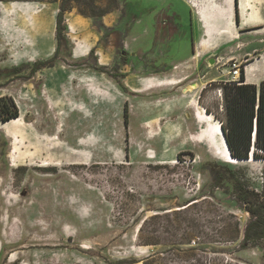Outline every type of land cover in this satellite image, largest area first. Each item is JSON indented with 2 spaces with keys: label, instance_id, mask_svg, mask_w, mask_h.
Here are the masks:
<instances>
[{
  "label": "rangeland",
  "instance_id": "374dc122",
  "mask_svg": "<svg viewBox=\"0 0 264 264\" xmlns=\"http://www.w3.org/2000/svg\"><path fill=\"white\" fill-rule=\"evenodd\" d=\"M9 1L0 0V98L23 119L0 128L10 137L0 156L10 152L13 166L0 165L4 252L22 251L16 264H264V239H246L254 217L235 191L242 179L264 194V159L213 155L196 109L173 113L194 90L183 87L224 72L198 97L222 123L231 64L244 73L264 57V26L241 29L193 73L174 68L204 33L184 0H71L58 52L61 0ZM137 65L191 76L143 92L138 77L124 82Z\"/></svg>",
  "mask_w": 264,
  "mask_h": 264
},
{
  "label": "crops",
  "instance_id": "0c3cea01",
  "mask_svg": "<svg viewBox=\"0 0 264 264\" xmlns=\"http://www.w3.org/2000/svg\"><path fill=\"white\" fill-rule=\"evenodd\" d=\"M9 2L10 1H3V3H9ZM184 2L190 8L192 18L194 19L196 17L197 20L200 22L204 30V33L198 43V46H195L196 40L194 41L191 56L185 59L184 61L180 62L179 64H174V68L176 70L182 66H188L189 68H193V73H194L195 70L199 69L200 64L202 62L201 58L203 56H206L207 54H209L210 51L217 46L219 47V46L224 45L225 43L236 41L239 38V34H240L239 31L241 29L242 30L255 29L254 32H259L261 31V29L259 28L264 26V0H184ZM238 15L240 17V23H239L240 26L236 25L238 24ZM198 30L199 29L197 25V31ZM105 65H108V64L106 63ZM244 69H245V72L243 73V75L245 77V81H246L245 83L259 86L260 83L264 81V57L263 56L260 59L257 58L256 60L248 63ZM146 70L147 69L145 68L141 72L140 67L137 65L136 71L132 75L125 77L124 79L125 84H128V81L130 80L131 77H138V79L141 80V82L143 81V84H141V86L144 89L143 92H145L146 90H152V89L156 90L157 88H160V86H164L170 82L173 83L174 81L176 82V86H178L180 85V83L186 81L189 76H191L190 74L187 76H183V77L179 75H175V76L170 77L171 79H169L168 77H161L163 74L169 71L168 69L159 68L157 70H154L153 72H150L149 70L146 71ZM190 71H192V69ZM141 73L147 74V75H151V73H153L154 76L148 77V78L144 77L141 79ZM226 75L227 74H224V72L221 73V75L214 74L212 78L210 79L207 78L208 75H204L203 79H200L201 81L198 82V84L190 85V86L196 85L197 88H195L193 91L189 93H184V96H187V101L184 100V98L181 99L180 103L176 107L177 109H174V111L171 110V112L173 111V113H176V112L179 113V112L186 111L187 106L194 107L197 112V121H198L197 131H199L200 117L202 118V120H204L207 127H209V131H207L208 132L207 136L209 137L210 140L212 138L211 143L212 145L214 144L213 147L216 149L215 151L216 153H213V155L219 157L218 154L220 152L222 155L226 157L227 155H229V158H230L231 156L229 154V151L227 152V145L225 143V140H224V137L221 131V127H220L221 125L219 124V122H217V120L214 118L212 114H208L206 112L205 108H203L198 101L199 93L203 92V90L206 88L209 82H218V80H224V77ZM197 77H200V76H197ZM203 80H205V82H203ZM141 86L129 85V88L133 90L134 92H137L134 88L138 89V88H141ZM186 87H183L182 91ZM189 94L191 97H188ZM155 110H154V113L155 112L157 113V111L160 109H155ZM158 112L160 113L159 115H156V116L162 117L163 113H161V111H158ZM164 115H167V114L165 113ZM20 119H23L22 115H20L18 119L12 120L11 122L19 121ZM23 121L25 122V125H29L31 126V128L34 129V127H32L33 125H30L29 123H27L25 119ZM125 123H128V120H126ZM1 126H3L2 122H0V128ZM176 136L178 138L180 137L179 134H177ZM9 138H10L9 135L4 130L0 129V147H4V146L6 147L8 144ZM204 142L209 143L210 141H207L206 139H204ZM186 152H191L187 150V145L183 151L177 154V156L183 153H186ZM9 154H5L3 157L0 156L1 157L0 165L3 166V168L6 167V162H9V161H10V166L13 167ZM26 158L31 159V160L36 159V158H33V156H31L30 153L27 155ZM174 161H175L174 158H170V160L165 159L164 163H173ZM48 162L50 161L49 160L43 161V163L45 164H47ZM54 163L60 164L59 162H56V161ZM14 168H19V167H15V164H14ZM21 252L22 251L16 250L14 253H12L9 256L8 254L4 252V243L0 240V264H16L17 262L19 263V261L21 260L20 258Z\"/></svg>",
  "mask_w": 264,
  "mask_h": 264
},
{
  "label": "trees",
  "instance_id": "16d2710c",
  "mask_svg": "<svg viewBox=\"0 0 264 264\" xmlns=\"http://www.w3.org/2000/svg\"><path fill=\"white\" fill-rule=\"evenodd\" d=\"M70 2L71 0H61L57 15L56 39L58 48L56 52L60 49V44L64 38L63 34L66 30L64 16L70 9L68 5ZM99 16H104V13ZM37 64L46 65V62ZM241 80L242 84L225 85L226 116L225 120L219 123L230 156L238 160H251L252 157L254 160L259 161L264 159V156L260 154V152L264 153V81L257 86L245 83L244 75H242ZM9 103H5L0 98V122L3 124L19 118L15 103L13 101ZM125 118H128L127 112H125ZM235 191L238 194L239 201L245 205L246 210L254 217V221L246 230V239L251 243L263 240L264 194L260 195L255 190L249 189L242 179L236 181Z\"/></svg>",
  "mask_w": 264,
  "mask_h": 264
},
{
  "label": "built area",
  "instance_id": "2783aa9c",
  "mask_svg": "<svg viewBox=\"0 0 264 264\" xmlns=\"http://www.w3.org/2000/svg\"><path fill=\"white\" fill-rule=\"evenodd\" d=\"M231 76L232 79L230 81V83L227 84H232V83H238V84H242L241 77L243 75V71H242V65L238 64L236 61H234L231 64Z\"/></svg>",
  "mask_w": 264,
  "mask_h": 264
},
{
  "label": "bare ground",
  "instance_id": "6f19581e",
  "mask_svg": "<svg viewBox=\"0 0 264 264\" xmlns=\"http://www.w3.org/2000/svg\"><path fill=\"white\" fill-rule=\"evenodd\" d=\"M195 88H197V86L196 85H193V86H190V87L185 88L184 91L185 92H188V91H190L192 89H195ZM221 131H222V129H221ZM222 134H223V132H222ZM223 137H224V135H223ZM224 140H225V138H224ZM227 152H228V149H227ZM247 161H249V160H238V159L233 158L232 156L230 157V162L231 163H240V162H247Z\"/></svg>",
  "mask_w": 264,
  "mask_h": 264
},
{
  "label": "water",
  "instance_id": "95a60500",
  "mask_svg": "<svg viewBox=\"0 0 264 264\" xmlns=\"http://www.w3.org/2000/svg\"><path fill=\"white\" fill-rule=\"evenodd\" d=\"M214 62H215V60L214 59H212L211 61H210V63L211 64H214ZM223 132V131H222ZM224 135V134H223ZM254 139H255V136H254ZM225 142H226V140H225ZM251 159V158H250Z\"/></svg>",
  "mask_w": 264,
  "mask_h": 264
}]
</instances>
